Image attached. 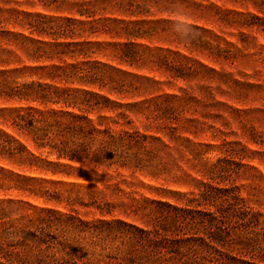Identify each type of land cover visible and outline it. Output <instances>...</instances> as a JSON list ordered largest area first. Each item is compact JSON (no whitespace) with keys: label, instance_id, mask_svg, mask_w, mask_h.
I'll return each mask as SVG.
<instances>
[{"label":"rangeland","instance_id":"374dc122","mask_svg":"<svg viewBox=\"0 0 264 264\" xmlns=\"http://www.w3.org/2000/svg\"><path fill=\"white\" fill-rule=\"evenodd\" d=\"M0 264H264V0H0Z\"/></svg>","mask_w":264,"mask_h":264},{"label":"trees","instance_id":"16d2710c","mask_svg":"<svg viewBox=\"0 0 264 264\" xmlns=\"http://www.w3.org/2000/svg\"><path fill=\"white\" fill-rule=\"evenodd\" d=\"M17 113V118L19 119V121H23L24 122V119H25V116H23L22 114H19V111H16Z\"/></svg>","mask_w":264,"mask_h":264},{"label":"clouds","instance_id":"9594fccd","mask_svg":"<svg viewBox=\"0 0 264 264\" xmlns=\"http://www.w3.org/2000/svg\"><path fill=\"white\" fill-rule=\"evenodd\" d=\"M185 30L186 31H190V29L188 28V26H185Z\"/></svg>","mask_w":264,"mask_h":264}]
</instances>
